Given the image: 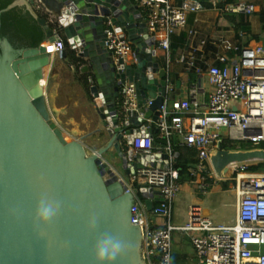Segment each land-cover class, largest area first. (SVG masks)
Segmentation results:
<instances>
[{"label": "water", "instance_id": "water-1", "mask_svg": "<svg viewBox=\"0 0 264 264\" xmlns=\"http://www.w3.org/2000/svg\"><path fill=\"white\" fill-rule=\"evenodd\" d=\"M44 4L39 10L26 0H15L0 12L26 7L46 33L45 41L33 48H16L9 38L0 39V264H94L91 250L100 235L133 245V254L115 264H147L144 232L133 224L132 208L138 201L127 190L137 169L171 167L170 154L142 155L132 147L137 135L147 133L148 120L159 119L170 95V82L158 76L164 66L157 37L134 0H44ZM110 21L120 38L134 45L129 62L116 63L107 47ZM62 40L74 51L71 67L88 76L94 106L105 126L81 140L58 132L46 87L55 78L47 80L43 74L52 66L47 44ZM132 75L140 107L122 124L120 109ZM149 99L153 104L147 106ZM94 135L103 136L105 142L97 152L82 143ZM257 164H264V148L226 150L220 142L211 156L219 178H231L237 168ZM45 193L61 208L53 222L36 227L37 203ZM136 194L147 198L149 211L154 209L153 199L164 200L153 187H142ZM92 216L98 222L89 232Z\"/></svg>", "mask_w": 264, "mask_h": 264}, {"label": "built area", "instance_id": "built-area-1", "mask_svg": "<svg viewBox=\"0 0 264 264\" xmlns=\"http://www.w3.org/2000/svg\"><path fill=\"white\" fill-rule=\"evenodd\" d=\"M26 1L36 9L45 8L44 0ZM136 3L146 13L150 32L157 37L158 46L165 51L164 58L169 64L172 61V36L187 27L190 13L206 10L198 0H182L180 4L174 0H136ZM213 4L214 10L222 16L252 15L259 10V6L248 1L221 4L213 0ZM163 32L164 35H161ZM191 33L198 35L193 31ZM224 37L225 33L213 37L221 46L217 59L225 66L209 65L207 74L212 90L207 109L202 111L199 100L204 86L200 82L193 83L189 98L172 101L167 98L160 108L159 119H149L147 133L135 137L132 147L136 153L171 155L170 168L149 165L137 169L131 183H128L127 192L135 195L142 187H153L164 196L163 203L152 211L144 208L141 201L132 208L133 224L141 226L144 232L147 264H166L167 260L172 264L173 233L177 230L190 235L199 259L197 264H264V170L252 172L247 167H239L231 178H219L211 165L212 153L223 141V131L235 144L246 142L259 145L264 142V45L257 43L243 50L239 47L234 49ZM206 43L205 39L202 45ZM106 44L118 64L122 60L129 62V57L134 54V45L120 38L111 21L107 23ZM47 46L52 55L66 50L63 40ZM232 50L241 51V55L230 58ZM196 62L193 57L191 69L196 68ZM196 71L200 75L205 73L202 66ZM151 74L148 72L147 77ZM151 104L153 100L149 99L147 106ZM139 107V93L132 75L120 109L122 124L130 112L139 110ZM156 130L167 141L160 148H156L154 142ZM176 136L182 146L199 150L200 162L191 169L190 182L201 193L209 194L220 181L230 182L226 191L236 194L237 203L234 225L216 223L199 204L191 207L186 225L173 223V205L182 189L173 143ZM206 163L211 165L213 175L207 170Z\"/></svg>", "mask_w": 264, "mask_h": 264}, {"label": "crops", "instance_id": "crops-1", "mask_svg": "<svg viewBox=\"0 0 264 264\" xmlns=\"http://www.w3.org/2000/svg\"><path fill=\"white\" fill-rule=\"evenodd\" d=\"M244 1L253 3L254 0H244ZM134 2H136V0H134ZM174 2L180 4L182 0H174ZM33 8L36 9L35 7ZM258 8H259L258 10L259 12L262 7L259 6ZM144 14L146 13L144 12ZM254 29L256 34L261 33L262 27L259 21H255ZM181 32H179V34ZM219 33H225V31L217 32V34ZM161 35H164V32L161 33ZM214 36L215 35H213L212 37ZM202 42H203V38L199 34L196 35L192 42V48H194L195 50L202 51L208 57L217 58L220 55L221 46L219 42L212 40L211 43H206L205 45H202ZM257 43H258L257 41H254L252 44L254 45ZM259 44L264 45L263 41L259 42ZM72 51L73 49L69 44V48H67L66 46V50L63 51V52H67V54L66 53L53 54L52 66L44 71V77L47 78V80L52 77L55 78L54 84L50 86L49 89L47 88V91H48L49 104L51 105L50 107H51L52 115L56 120H58L62 131H64L61 133H66L68 135L73 134L72 136L75 135L77 140H81L85 135L89 136L93 134L97 129L104 128L105 126H104V121L102 120L101 116L98 114L94 106L93 95L90 92L89 85L87 87L84 84V82L81 80L85 76L86 78H88V76L84 75L80 71L75 70V67L74 68L71 67L72 60L70 58ZM158 54L159 57L164 59L165 51L160 46H158ZM185 54H186L185 51L182 52L181 50L180 51L177 50L176 55H173L172 53L170 55L171 58H173V60L175 61L178 58H180L178 60H181ZM205 73L203 75H200L196 70L189 71L183 76V79L180 82L176 83L175 85L170 83L171 86L170 95H169L170 101L175 99L189 98L192 90V84L197 82L198 83L200 82L202 84V79H204V83L202 84V86H204V90L200 92L199 100L202 111L207 109L210 102V95L212 88L210 87L211 85L209 81L206 88ZM158 76L162 77V73L159 74ZM81 93L82 94L84 93V96ZM62 114H64L63 117ZM75 124H77L78 126L83 125L84 127L87 128L88 132L85 133H82L80 131L78 132L75 131L73 133L68 132L67 128ZM81 134H83V137L78 139L79 137L77 136ZM105 137H108V135L106 134ZM154 137H155L154 142L156 148H160L161 146H163L162 142H165V144H167V141L165 139H162L160 137V134L158 132L156 133V131L154 133ZM85 143L86 146L90 148L91 151L94 152H97L100 149H102V146H104L105 144L103 136L100 137L99 135L91 136L89 140L85 141ZM173 143L176 147L179 148L183 147L181 145V140L178 136L174 137ZM175 153H179V152L175 151ZM111 157L112 155L110 154V155H105L104 158L109 159ZM176 157L178 158L179 156ZM190 176H191V172L189 176L187 175L185 177L184 176L182 177V189L173 205V216H172L173 223L177 226L186 225L190 219L191 207L195 204H199L204 208L205 213L212 220H214L218 224H225L219 222V219L221 218V214H222L221 213L222 207L230 206V207H235L237 209L236 202H228L227 199H225L226 202L223 204L220 202L219 195L223 194L227 190L228 188L227 183H229V181L228 180L220 181L218 185H216L215 188L212 190V192H210L209 194H203L197 189V187L191 184ZM215 176L218 177L216 174ZM131 181H132V177L129 179V183H131ZM136 198L137 201H141L142 206L148 210V206L146 204L147 198H145L142 194L140 195L136 194ZM153 201L155 204L154 208H156L161 203H163L164 200L162 202H157L156 199H153ZM236 221H237V213H236ZM172 259H173L172 264H197V262L199 261L198 255L193 246L189 234L180 230H177L173 233Z\"/></svg>", "mask_w": 264, "mask_h": 264}, {"label": "trees", "instance_id": "trees-1", "mask_svg": "<svg viewBox=\"0 0 264 264\" xmlns=\"http://www.w3.org/2000/svg\"><path fill=\"white\" fill-rule=\"evenodd\" d=\"M15 0H0V12L6 10ZM206 9L203 12L190 13L188 17V25L180 34H175L171 38V53L176 55V51L186 52L181 60H173L169 64L167 59H163L164 70L163 78H167L170 83L175 85L183 79V76L189 71H195L199 66H202L205 72H208L209 65L225 66L217 58L208 57L202 51L192 48V42L195 37L191 32L199 34L207 43H211L217 35V32L225 31L224 39L233 44L234 49L239 47L240 50L246 49L254 41L262 42L264 35V0H254L253 4L261 6V10L252 15H228L222 16L214 10L213 0H198ZM244 0H227V4H234ZM41 17L46 14L38 11ZM259 21L262 27L260 34L255 33L254 23ZM9 38L16 48H33L40 46L46 38V33L39 21L34 18L30 10L23 6H17L11 10H7L0 15V39ZM19 41V43H18ZM67 48L69 43L64 40ZM75 56L74 52L71 53ZM241 55V51L232 50L229 52L230 58H237ZM197 60L196 68H190L192 58ZM203 60V61H202ZM88 87L86 76L81 79ZM222 147L226 150H248L255 148H264V142L259 145L243 142L241 148L239 144L231 142L229 139L222 138ZM163 146L166 145L162 142ZM176 152H179L177 158L178 164L176 169L180 171L181 182L182 177L189 176L190 170L197 166L200 162L199 150L186 146L176 147ZM206 168L213 174L211 165L206 163ZM264 168V164L248 166V171L260 172ZM191 178V177H190ZM215 178V177H214Z\"/></svg>", "mask_w": 264, "mask_h": 264}, {"label": "clouds", "instance_id": "clouds-1", "mask_svg": "<svg viewBox=\"0 0 264 264\" xmlns=\"http://www.w3.org/2000/svg\"><path fill=\"white\" fill-rule=\"evenodd\" d=\"M61 204L50 198L46 193L38 200L33 223L36 227L46 226L59 215ZM97 217L92 216L87 222V230L92 232L97 227ZM133 245L116 236L100 235L97 237L92 250L91 258L94 264H115L119 259L133 254ZM166 264H171L170 260Z\"/></svg>", "mask_w": 264, "mask_h": 264}, {"label": "rangeland", "instance_id": "rangeland-1", "mask_svg": "<svg viewBox=\"0 0 264 264\" xmlns=\"http://www.w3.org/2000/svg\"><path fill=\"white\" fill-rule=\"evenodd\" d=\"M263 44H264V35H263ZM44 71H43V74H44ZM205 75H206L205 76V84H206V88H207L208 81H209V75L207 73H205ZM46 87L49 89L50 86L48 85V83H47V86ZM82 95L84 96V93ZM60 116H61V114H60ZM63 116H64V114H62V117ZM54 120H55L56 124L58 125V132H60V133L61 132H64V131H62L61 126H60L58 120H56L55 118H54ZM79 126L77 124H75V125H73L71 127H68L67 128L68 129V132H70V133L71 132L73 133L75 131H77V132L80 131L82 133L88 132V130H87L86 127H84L83 125H79ZM72 135H69V136H72ZM85 136H88V135H85ZM72 137L73 138H76L75 135L72 136ZM77 137H79L78 139H80L81 137H83V134L78 135ZM222 137L224 139H228V135H227V133L225 131L222 132ZM89 139L90 138H87V139H85V141L86 140H89ZM85 141H82V143L86 145ZM238 144H239V146H241L243 143H238ZM263 170H264V168H263ZM227 185H228V188H229L230 182L227 183ZM221 195H222L223 198L221 197ZM221 195H219V198H220V202L222 204L226 202L225 199H227L228 202H236V194L235 193H232V192H229V191H225ZM221 213H222L221 214V218L219 219V222L220 223H225V224H229V225H234L236 223V213H237V209L235 207H230V206L229 207H222Z\"/></svg>", "mask_w": 264, "mask_h": 264}, {"label": "flooded vegetation", "instance_id": "flooded-vegetation-1", "mask_svg": "<svg viewBox=\"0 0 264 264\" xmlns=\"http://www.w3.org/2000/svg\"><path fill=\"white\" fill-rule=\"evenodd\" d=\"M18 43H19V41H18Z\"/></svg>", "mask_w": 264, "mask_h": 264}]
</instances>
